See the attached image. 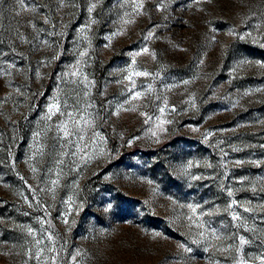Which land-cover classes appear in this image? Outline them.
I'll return each instance as SVG.
<instances>
[{
  "label": "rangeland",
  "instance_id": "obj_1",
  "mask_svg": "<svg viewBox=\"0 0 264 264\" xmlns=\"http://www.w3.org/2000/svg\"><path fill=\"white\" fill-rule=\"evenodd\" d=\"M136 2L0 0V264H261L264 0Z\"/></svg>",
  "mask_w": 264,
  "mask_h": 264
},
{
  "label": "snow or ice",
  "instance_id": "obj_2",
  "mask_svg": "<svg viewBox=\"0 0 264 264\" xmlns=\"http://www.w3.org/2000/svg\"><path fill=\"white\" fill-rule=\"evenodd\" d=\"M194 2L201 3V2H204V0H194ZM207 2L208 3H211V0H207ZM18 3L20 4V6H21L22 9L27 10L25 8V0H18ZM95 7H96L95 3H92L89 6V8H88L89 13H91ZM132 7H133V13L135 15H141L142 14V9L144 7L143 0H140V2L133 3ZM130 15L131 14H126V17H128ZM133 22L134 21L132 19H130V18L123 19V24H125V25L131 24ZM91 23H95V21L93 20V21H91ZM120 34H122V32L121 33H115L114 35H120ZM228 35H230V36H236L239 39H246L247 37L251 36V33H246L244 35H240V34L236 33L234 30H230L228 32ZM153 36H154V33L149 32L144 37V39L145 40H149V39H152ZM213 39H215V38L213 37ZM253 43H260V41L258 39L253 38ZM106 47H107V45H106ZM261 47H264V44H261ZM143 54H149V55H151L153 57V59H155V53H151L150 50L147 47H144V48L141 49V51L136 52L134 54V56H133V65L135 64V56H139V55H143ZM79 55H80V57L83 58L84 56L87 55V52L86 51H82V52H80ZM201 63H203V61H201ZM242 63H248V61H242ZM256 63L259 64L260 67L264 68V63H261L259 61H257ZM72 75H79V71L78 70L77 71H74L72 73ZM149 75H150V73H148L146 71H135L134 68H131L130 67L129 70H128V75L125 77V79H127L129 82L132 83L133 89H134L135 88V82L133 80V76H145L146 77V76H149ZM85 80H87L86 77H85ZM189 82L190 81H187V80L183 81V83H185V84H187ZM133 89H129V92L131 93L130 99L131 100H139L142 97L143 93H141L139 91H133ZM256 91H261V90L260 89H256ZM128 102L129 101H125V103H128ZM166 107H167V105L165 103V107H162V108L159 109V111L161 112V114H163L165 112ZM53 109L58 110V105H56V104L51 105L50 108H49V112L52 113ZM123 110L124 111H136L137 109L135 107H132V108H124ZM172 111H175V109L173 108ZM68 115H69V120L72 121V127L73 128H76L78 131H82L83 130L82 128H78V126L81 125V124H83L84 127H91L92 126V121L90 119H87L85 116H81L80 119L77 120V119L74 118L73 114H68ZM140 115L147 116V114L144 113V112H141ZM150 120H152V117L148 116L147 119L145 120V123H149ZM157 120H158V123L156 125L157 131H152V135L153 136H158V132H163L165 130L164 129V125L166 123H169V121L164 120V119L157 118ZM58 129L61 130V131H63L65 137H70V136L73 135V131L69 129V127H68L67 124H63L62 123L61 125L58 126ZM80 139L83 140L84 137L81 135L80 136ZM129 143H131V141H129ZM237 163H240V162L237 161ZM33 171H35V169H33ZM56 183H57V181H55V180L52 181V184L53 185H55ZM229 195H232V193L229 192ZM235 204H236V201L233 200L232 203L229 204L228 207L229 208H232ZM188 207L191 209V211L193 213H196V208L198 206L188 205ZM245 211H247V209H245ZM232 218H233V220H239L240 219V217L238 215H233ZM64 222L65 223H68L67 216H65ZM28 232H29V235H33V236L35 235V233H33V231L31 229H29ZM155 235L156 236H159L160 233H156ZM211 235L214 236V237H216V239H222V237L217 236L215 232L211 233ZM200 236L202 238H204L205 237V233L201 232L200 233ZM48 239L51 240L52 237L49 236ZM39 243H41V241L38 240L37 241V244H39ZM246 243H247V241L245 239H243V238L240 239V245L241 246L244 245V244H246ZM48 251L49 252H52L53 249L52 248H49ZM187 251H191V249L189 248V249H187ZM77 255H79V253H77ZM40 257H41V252L38 251L35 254V258L37 260H39ZM51 261H52V264H56V256L55 255H53L51 257ZM260 262H261V264H264V256H261L260 257ZM241 264H245V262H241Z\"/></svg>",
  "mask_w": 264,
  "mask_h": 264
}]
</instances>
